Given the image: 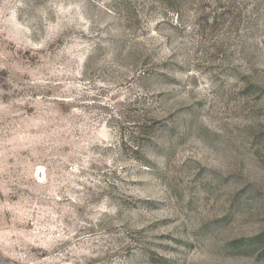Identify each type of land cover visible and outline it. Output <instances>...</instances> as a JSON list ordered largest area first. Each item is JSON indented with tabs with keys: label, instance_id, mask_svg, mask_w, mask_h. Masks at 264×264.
Returning <instances> with one entry per match:
<instances>
[{
	"label": "rangeland",
	"instance_id": "rangeland-1",
	"mask_svg": "<svg viewBox=\"0 0 264 264\" xmlns=\"http://www.w3.org/2000/svg\"><path fill=\"white\" fill-rule=\"evenodd\" d=\"M0 264H264V0H0Z\"/></svg>",
	"mask_w": 264,
	"mask_h": 264
}]
</instances>
